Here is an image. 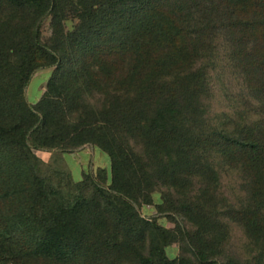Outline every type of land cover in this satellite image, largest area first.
<instances>
[{"label": "trees", "instance_id": "obj_1", "mask_svg": "<svg viewBox=\"0 0 264 264\" xmlns=\"http://www.w3.org/2000/svg\"><path fill=\"white\" fill-rule=\"evenodd\" d=\"M0 264H264V0H0Z\"/></svg>", "mask_w": 264, "mask_h": 264}, {"label": "rangeland", "instance_id": "obj_2", "mask_svg": "<svg viewBox=\"0 0 264 264\" xmlns=\"http://www.w3.org/2000/svg\"><path fill=\"white\" fill-rule=\"evenodd\" d=\"M72 22H69V27H71ZM44 34L49 36V20L45 22ZM219 75H222L224 80L217 81L215 88L216 92L219 94L220 99H225L224 94L228 92L231 95H236L239 92V87L237 80L230 74V72L218 69ZM52 68H43L37 71L27 88V97L31 103L37 102L46 89V83L51 76ZM218 75V74H217ZM214 75L216 80L217 76ZM39 156L43 161V170L45 172H50L49 165L56 163L55 165L60 167H65L72 172L73 178L75 180H80L82 178L84 171H96L99 167L106 168L108 173H111V160L107 153L99 150L96 146L86 145L83 148L69 153H60L58 151H38ZM156 200L159 199V194L155 193ZM141 211L144 216L151 218L158 216L160 221L167 226H172V224L163 216L157 212V209L153 205H143ZM168 252L170 255L174 256L178 253L177 244L173 245V248H169Z\"/></svg>", "mask_w": 264, "mask_h": 264}]
</instances>
